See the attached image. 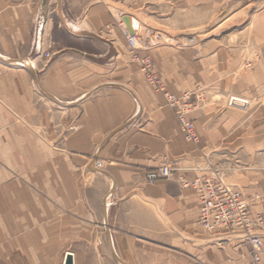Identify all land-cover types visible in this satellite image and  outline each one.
I'll list each match as a JSON object with an SVG mask.
<instances>
[{
    "label": "crops",
    "instance_id": "1",
    "mask_svg": "<svg viewBox=\"0 0 264 264\" xmlns=\"http://www.w3.org/2000/svg\"><path fill=\"white\" fill-rule=\"evenodd\" d=\"M161 3L178 7V0H0V249L10 250L0 251V264L68 257L71 264H194L193 251L196 264H251L236 236L209 243L216 236L197 222L196 193L181 185L204 173L201 145L252 142L233 134L243 118L198 106L188 117L199 144L186 142L174 112L128 62L119 21L129 15L139 31L142 22L119 8L146 14ZM152 52L176 95L213 81L208 57L165 46ZM226 55L220 50L216 59L233 70L218 68V91L238 80ZM163 161L179 170L146 183L145 172ZM234 182L264 195L256 167ZM262 245L259 264L264 238Z\"/></svg>",
    "mask_w": 264,
    "mask_h": 264
},
{
    "label": "rangeland",
    "instance_id": "2",
    "mask_svg": "<svg viewBox=\"0 0 264 264\" xmlns=\"http://www.w3.org/2000/svg\"><path fill=\"white\" fill-rule=\"evenodd\" d=\"M202 3H208L207 8H202ZM119 9L123 12L134 14L142 22L140 31L138 29V23L135 31L139 36L138 52L140 51L151 56L153 72L164 85L165 83L162 77L154 69L153 49L159 46L172 47L177 50L189 49L193 51L195 56L208 57L206 58L208 62L205 63L206 69L204 70L207 71L210 78L213 77V81L211 80V82L206 83L204 89L194 87L192 90L184 91L190 93V103L193 104L191 112L198 106H203L207 111H214L212 114L215 116L216 110L219 115L223 111H236L238 112V117L243 118L244 124L233 134L239 136L237 138L238 140L251 139L252 142L244 143L242 141L201 145L200 148L204 149V169H202L204 173L195 175L192 179L195 177L202 179L211 178L214 180L221 178L224 182L232 185L241 192L247 202L252 218L257 214H264V195L255 191L247 193L243 187H240L238 183L234 182V178L239 175L240 171H246L251 166L256 167L258 172L264 171V0H178V7L176 9L174 7L173 9L170 8L168 4L161 3L159 7L145 11L149 18L140 11L126 8ZM113 11L115 14L117 13L116 10L113 9ZM119 23L121 25L124 22L119 21ZM147 26L153 31L148 32L145 29ZM159 35L161 38H159ZM220 50L226 52V58L230 57L231 60L233 59L235 61L234 66L236 69L234 75H237L238 80L235 83L233 82V84L230 83L232 87L229 91H218L215 89V78L218 68H225L226 73H231V70H233V66L228 69L229 65L226 61L223 64L216 59V55ZM126 52L128 62L138 66L145 82L156 93L145 78L138 62L131 56L128 46L126 47ZM219 71L222 72L220 69ZM229 78H232V74L226 76L224 80L226 86ZM234 98L236 101H232ZM248 118H251V124L245 123ZM188 119L194 125L192 118L188 117ZM194 129L198 137V142L190 141V143L197 145L199 144V136L195 125ZM164 162L172 163L175 170L171 177L158 180L170 179L179 170L176 162L163 161L160 164ZM157 167L153 170L157 169ZM147 172L144 175L145 181L148 184H152L146 180ZM240 175L242 176V174ZM183 180L187 179H181V185ZM202 231L205 234L216 236L208 237L211 240H209V243L216 247L220 246L218 242L219 237L236 236L235 238L240 239L248 245L250 253L249 241L241 238V235L236 233H209L204 229ZM254 233L259 237L262 245L264 223L257 226ZM0 251L10 250L5 248L0 249ZM197 252L193 251L194 264L197 262Z\"/></svg>",
    "mask_w": 264,
    "mask_h": 264
},
{
    "label": "built area",
    "instance_id": "3",
    "mask_svg": "<svg viewBox=\"0 0 264 264\" xmlns=\"http://www.w3.org/2000/svg\"><path fill=\"white\" fill-rule=\"evenodd\" d=\"M120 26L131 56L140 65L141 71L154 91L161 95L164 104L174 111L185 140L198 142L194 125L187 117L193 109V104L190 103V93L184 92L181 95H176L167 90L159 77L153 72L151 56L139 54L138 33L131 34L124 23ZM159 38H161L160 35ZM44 56L45 58L52 57L49 53H44ZM1 74L2 69H0ZM232 101H236V99L234 98ZM174 170L175 167L172 163L164 162L157 169L147 172L146 180L149 183H154L158 179L171 177ZM182 187L190 188L196 193L199 203L198 222L202 229L209 233H236L241 235V238L249 241L251 264H259L262 245L254 231L257 226L264 223V214H257L252 218L247 202L241 192L221 178L214 180L195 177L190 181L183 180Z\"/></svg>",
    "mask_w": 264,
    "mask_h": 264
},
{
    "label": "water",
    "instance_id": "4",
    "mask_svg": "<svg viewBox=\"0 0 264 264\" xmlns=\"http://www.w3.org/2000/svg\"><path fill=\"white\" fill-rule=\"evenodd\" d=\"M122 21L125 23L126 28L129 30L131 34L134 33V29L131 27V17L129 15H124L122 17ZM65 264H71L70 257L66 258Z\"/></svg>",
    "mask_w": 264,
    "mask_h": 264
},
{
    "label": "bare ground",
    "instance_id": "5",
    "mask_svg": "<svg viewBox=\"0 0 264 264\" xmlns=\"http://www.w3.org/2000/svg\"><path fill=\"white\" fill-rule=\"evenodd\" d=\"M125 24V23H124ZM136 25L137 21L131 17V27L134 29V33H136ZM126 26V25H125ZM128 30V29H127ZM129 31V30H128ZM241 101V100H240ZM72 262V261H71Z\"/></svg>",
    "mask_w": 264,
    "mask_h": 264
}]
</instances>
